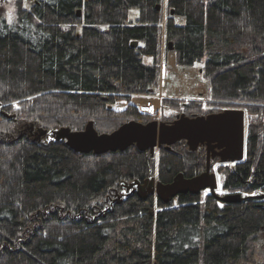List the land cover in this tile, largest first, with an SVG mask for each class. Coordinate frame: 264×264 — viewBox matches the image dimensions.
Returning a JSON list of instances; mask_svg holds the SVG:
<instances>
[{
	"label": "trees",
	"instance_id": "trees-1",
	"mask_svg": "<svg viewBox=\"0 0 264 264\" xmlns=\"http://www.w3.org/2000/svg\"><path fill=\"white\" fill-rule=\"evenodd\" d=\"M14 2L15 21L0 19V264H264V0ZM169 43L206 97H163L161 114L142 113L131 102L159 96ZM226 109L248 120L245 160L215 161L218 195L239 203L127 191L200 175L205 148L80 154L50 137ZM114 191L122 199L108 203Z\"/></svg>",
	"mask_w": 264,
	"mask_h": 264
},
{
	"label": "water",
	"instance_id": "water-1",
	"mask_svg": "<svg viewBox=\"0 0 264 264\" xmlns=\"http://www.w3.org/2000/svg\"><path fill=\"white\" fill-rule=\"evenodd\" d=\"M82 11H78L81 16ZM138 44L135 42L133 46ZM169 51L173 44L169 43ZM246 112L226 109L220 113L200 117L177 116L172 123L153 121L148 124L129 122L111 134H99L93 122L85 130L74 132L63 128L53 132L50 137L56 141H64L67 146L80 154L94 153L102 155L109 152H124L132 146L141 152H150L154 156L157 149H170L173 145L186 142L191 152L199 148L206 150V170L192 178L183 174L177 175L169 184L157 182L156 178L127 186L128 192L136 193L142 200L156 197L164 205H169L180 195L199 196L209 191L217 200L225 204L239 203L240 195L219 196L218 175L212 172L213 161L219 160L222 165L238 164L246 157ZM46 132H40L45 136Z\"/></svg>",
	"mask_w": 264,
	"mask_h": 264
},
{
	"label": "rangeland",
	"instance_id": "rangeland-1",
	"mask_svg": "<svg viewBox=\"0 0 264 264\" xmlns=\"http://www.w3.org/2000/svg\"><path fill=\"white\" fill-rule=\"evenodd\" d=\"M166 2H164L165 4ZM16 17V8H15V2L14 0H0V19L3 18L7 22L13 23L15 21ZM175 54L172 51H169V53L166 54L165 61L162 65L161 70V86H160V94L159 96H156L155 98L161 99L163 97H169V98H182V99H199L203 100L206 97L207 93V85L200 77L198 68L194 69H181L178 68L176 65V60H174ZM146 64H151L150 59L145 60ZM146 98V97H141ZM138 100V99H137ZM136 101V100H135ZM140 107L137 106V103H134V105L140 109H144L143 105L144 103L142 100H140ZM142 104V105H141ZM161 107H154L150 108L149 111H143L145 113H148L150 115H156L161 114L162 112V105ZM115 109L120 111L124 109V103H119L115 106ZM139 109V110H140ZM153 109V110H151ZM141 111V110H140ZM247 119V115H246ZM248 127V120H246V128ZM213 172H215L217 175V167L213 168ZM219 180V191H221V178L218 175ZM114 194V193H113ZM113 199V197H111ZM263 243L262 251L264 254V235L261 237Z\"/></svg>",
	"mask_w": 264,
	"mask_h": 264
},
{
	"label": "crops",
	"instance_id": "crops-1",
	"mask_svg": "<svg viewBox=\"0 0 264 264\" xmlns=\"http://www.w3.org/2000/svg\"><path fill=\"white\" fill-rule=\"evenodd\" d=\"M174 60H176V57H174ZM138 99V103L135 101ZM140 100H142L144 103H146L145 105H143V107L146 109V110H149L150 108H154L158 106L159 104V107H161V99H158V98H155V97H146V98H141V97H134L133 100H132V104L134 105V103H137L138 105H140ZM142 105V104H141ZM151 105V106H150ZM127 107V104L124 103V109ZM123 109V110H124ZM153 110V109H151Z\"/></svg>",
	"mask_w": 264,
	"mask_h": 264
},
{
	"label": "flooded vegetation",
	"instance_id": "flooded-vegetation-1",
	"mask_svg": "<svg viewBox=\"0 0 264 264\" xmlns=\"http://www.w3.org/2000/svg\"><path fill=\"white\" fill-rule=\"evenodd\" d=\"M164 2H166V0H163V3ZM158 9H159V7H158ZM216 160H218V159H216ZM215 160V161H216ZM215 161H214V166H213V168L215 167ZM219 161V160H218ZM212 172H213V169H212ZM114 193V194H113ZM114 196V198H117L119 201L122 199V195H118L115 191L114 192H112L111 194H110V196H109V198H108V203L109 202H114L115 200L113 199V198H111V197H113Z\"/></svg>",
	"mask_w": 264,
	"mask_h": 264
},
{
	"label": "bare ground",
	"instance_id": "bare-ground-1",
	"mask_svg": "<svg viewBox=\"0 0 264 264\" xmlns=\"http://www.w3.org/2000/svg\"><path fill=\"white\" fill-rule=\"evenodd\" d=\"M136 102L138 103V100H136ZM137 106H139V105H137ZM151 106V105H150ZM140 107V106H139ZM158 107V106H157ZM144 110V109H143Z\"/></svg>",
	"mask_w": 264,
	"mask_h": 264
}]
</instances>
